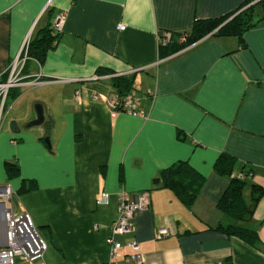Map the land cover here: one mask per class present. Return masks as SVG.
Returning <instances> with one entry per match:
<instances>
[{
  "label": "crops",
  "instance_id": "0c3cea01",
  "mask_svg": "<svg viewBox=\"0 0 264 264\" xmlns=\"http://www.w3.org/2000/svg\"><path fill=\"white\" fill-rule=\"evenodd\" d=\"M244 1L0 0V83L26 40L66 17L44 61L25 63L22 85L13 88L20 96L7 102L0 130V187L11 186L15 196L24 181L37 183L13 206L36 227L48 225L44 264L108 263L123 191L132 200L150 197L130 231L116 237L139 244L142 264H264V196L241 224L258 232L261 244L253 248L217 231L236 223L218 208L230 180L215 172L218 158L231 155L254 171L246 201L253 184L264 190V24L245 35V48L211 35L168 57L159 37L190 34L195 22L224 17ZM118 76L132 78L144 118L107 105ZM37 102L52 122L50 148L42 130H11L12 122L22 128L34 118ZM180 162L206 179L191 207L157 180ZM8 163L19 169L11 180ZM162 228L170 236L159 239ZM130 253L125 248L118 263L137 264Z\"/></svg>",
  "mask_w": 264,
  "mask_h": 264
},
{
  "label": "trees",
  "instance_id": "16d2710c",
  "mask_svg": "<svg viewBox=\"0 0 264 264\" xmlns=\"http://www.w3.org/2000/svg\"><path fill=\"white\" fill-rule=\"evenodd\" d=\"M263 24L264 0H245L236 11L224 17L195 22L190 34H180L178 39L172 35V41L161 48L166 50L169 57L211 35L218 38H236L242 48H245V35ZM52 33H54L53 30H46L42 35L31 39L28 50L30 59L36 58L40 62L44 61L48 51L54 48L57 39L56 35ZM181 38H186V41L180 42ZM100 73L104 72L100 71ZM113 88L115 93L122 97L134 94L133 80L127 76L114 77ZM19 96L18 90L11 89L8 100L14 101ZM239 166H241L240 173L237 172ZM6 172L11 180L18 176L19 169L15 164L8 163ZM215 172L218 176L230 180L228 188L218 203V208L236 223V225L220 226L217 231H221L229 237H237L249 246L257 248L261 244L258 232L241 225L252 220L254 209L264 196V190L253 184L250 203L245 199L244 194L248 181L254 176L253 169L247 164L240 163L231 155L222 154L215 164ZM157 180L158 182L162 181L165 188L176 192L187 207L194 204L206 182V179L199 175L188 162H180L174 167L164 170ZM36 189L35 181H24L19 192L25 194Z\"/></svg>",
  "mask_w": 264,
  "mask_h": 264
},
{
  "label": "built area",
  "instance_id": "2783aa9c",
  "mask_svg": "<svg viewBox=\"0 0 264 264\" xmlns=\"http://www.w3.org/2000/svg\"><path fill=\"white\" fill-rule=\"evenodd\" d=\"M65 15L60 14L54 24L53 31L58 34L62 31L65 23ZM124 27H120V30ZM160 46H167L172 41L171 33H163L160 36ZM31 37H29L22 51V58H18L11 66L9 79L5 83H0V130L6 118L5 108L7 105L9 92L11 89L22 85L21 71L29 59L28 50ZM186 38H181L180 42H185ZM20 70L17 73V69ZM10 69V70H11ZM39 81V79H38ZM36 82L27 83L28 86H35ZM93 100H98V96H93ZM107 105L111 111L116 113H126L134 117L144 118V112L138 107V99L134 95L120 96L113 93L107 100ZM14 191L11 186H4L0 189V219L3 218L5 224L4 240L0 244V264H44V254L47 245L38 234L32 218L26 212H17L13 206ZM108 194H103L100 203H106ZM150 197L147 193H140L134 199L127 192L119 195L118 217L110 228L108 245L110 247V260L106 264H119V260L125 258L123 251L125 248L131 251L127 260L137 264L143 263V257L139 255L140 246L136 241L127 242L125 245L117 240V236L126 235L132 225L134 216L139 211L148 209ZM170 236L167 228L159 230L158 238L162 239Z\"/></svg>",
  "mask_w": 264,
  "mask_h": 264
},
{
  "label": "water",
  "instance_id": "95a60500",
  "mask_svg": "<svg viewBox=\"0 0 264 264\" xmlns=\"http://www.w3.org/2000/svg\"><path fill=\"white\" fill-rule=\"evenodd\" d=\"M33 114L34 118L28 121L22 128L19 126L17 122L11 123V130L15 134H19L22 130L32 131V130H42L44 131V140L46 145L50 148V133L51 129H49L48 125H52L50 118L48 117L46 106L37 102L33 106ZM4 188L0 187V189Z\"/></svg>",
  "mask_w": 264,
  "mask_h": 264
},
{
  "label": "rangeland",
  "instance_id": "374dc122",
  "mask_svg": "<svg viewBox=\"0 0 264 264\" xmlns=\"http://www.w3.org/2000/svg\"><path fill=\"white\" fill-rule=\"evenodd\" d=\"M20 70V68L19 69H17V73H18V71ZM11 71H12V69L10 70V73H11ZM14 101L11 99V100H8V106H11L12 105V103H13ZM22 126V125H21ZM33 131V130H32ZM15 134V133H14ZM20 134V133H19ZM19 134H16V135H19ZM35 191V190H34ZM31 192H33V191H31ZM31 192H28V193H31ZM28 193H26V194H28ZM20 195H22V194H17V195H15V196H13V204H14V206H15V208L17 209V202H18V197L20 196ZM1 222H0V244L1 243H3V240H4V232H5V224H4V221H3V218L1 217ZM45 223H46V221H47V216H44V220H43ZM35 225V224H34ZM36 227V226H35ZM36 230H37V232H38V234L40 235V237L44 240V242L46 243V245H47V249H48V246L49 245H51V242H52V239H51V237H52V235H50V231H49V227H48V225H42V226H37L36 227ZM47 251V250H46ZM46 253V252H45ZM44 256H45V254H44ZM43 261H44V259H43Z\"/></svg>",
  "mask_w": 264,
  "mask_h": 264
},
{
  "label": "bare ground",
  "instance_id": "6f19581e",
  "mask_svg": "<svg viewBox=\"0 0 264 264\" xmlns=\"http://www.w3.org/2000/svg\"><path fill=\"white\" fill-rule=\"evenodd\" d=\"M0 222H1V220H0ZM1 232V231H0Z\"/></svg>",
  "mask_w": 264,
  "mask_h": 264
}]
</instances>
